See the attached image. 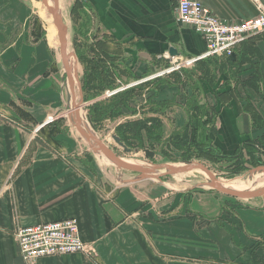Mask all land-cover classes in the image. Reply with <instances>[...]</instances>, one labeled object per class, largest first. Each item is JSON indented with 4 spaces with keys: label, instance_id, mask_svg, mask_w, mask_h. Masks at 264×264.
<instances>
[{
    "label": "crops",
    "instance_id": "1",
    "mask_svg": "<svg viewBox=\"0 0 264 264\" xmlns=\"http://www.w3.org/2000/svg\"><path fill=\"white\" fill-rule=\"evenodd\" d=\"M178 1L86 0L98 31L113 41L110 50L97 49L88 60L96 57L107 73L112 68L123 79L128 75V83L116 76L115 84L125 90L161 78L156 74L182 59L201 56L204 40L177 23ZM200 1L228 22L257 17L258 8L264 9V0ZM37 4L0 0V264H264V198L231 202L235 208L226 210L232 200L180 196L147 180L105 186L86 173L70 139V150L60 144L65 133L59 116L65 104L61 66ZM171 49L178 55L171 56ZM219 58L238 76H257L264 94V34ZM146 75L156 76L144 81ZM222 76L219 84L202 85L203 95L215 103L209 106L216 111L212 144L225 156L253 155L264 143V126L236 98H227L232 79ZM261 101L264 123V96ZM183 106L185 128L190 113ZM51 117L55 121L48 123ZM70 218L79 222L87 253L24 261L19 228Z\"/></svg>",
    "mask_w": 264,
    "mask_h": 264
},
{
    "label": "rangeland",
    "instance_id": "2",
    "mask_svg": "<svg viewBox=\"0 0 264 264\" xmlns=\"http://www.w3.org/2000/svg\"><path fill=\"white\" fill-rule=\"evenodd\" d=\"M35 1L38 3L37 6L39 5L38 7H40V10L45 14L44 17L53 20L52 15L48 12L42 0ZM61 4H63L64 8V21L68 27V50L77 57L75 61L78 65V74L81 84L83 76H87L85 81L90 83L88 84V90L84 93L85 103L81 108V116L83 117L82 122L84 121L83 124L87 125L92 133L100 138L119 157L125 161L147 167L166 164L182 166L185 164L202 163L207 166L219 180L225 181L241 179L243 182L247 183L252 176L259 174L257 172L253 173V171L260 166H264V156L259 157L244 154V159L240 160L222 158L212 149V144L204 132L203 134L201 131L199 133L192 127L184 129L185 120L182 119L187 118L185 114L182 113L185 109L183 105L186 104L189 110L188 112L191 114L190 117H192L194 122H206L208 120L209 123H213V118L215 119L216 114L214 108H209V106H214L215 103L213 100H210L211 96L207 98L203 95L202 85L214 82L219 84L220 80L223 78L222 75L225 74L229 80L232 79V83L227 79L232 88V90L227 92L229 95L227 98H236L240 107L248 108V110L256 116V123L263 127L264 123L259 120V118H262L259 109L261 108V100L264 94L259 91L257 76H238L237 73L234 74L231 70L232 67L228 69L227 64L219 60V57H215V61L211 63L201 60L191 67H185L178 71L162 74L161 76L156 74L157 77L161 78L150 83L147 82L143 85H137L136 83L134 94L130 95V99L127 98L125 100L127 103L126 106H128L127 108L126 106L117 107V110L113 114L115 117L93 119L92 110L96 102L103 101L102 105L108 106L115 102L116 99H114V95L112 97L106 96V93L108 91L115 92L125 88L124 86L114 90H107L102 92L100 97L94 100H88V98L98 93L90 92L89 90L92 81L96 86H98V81L94 77L91 78L90 74L87 75L92 67V63H90L92 61L88 60V58L97 56V49L99 51L102 49L110 50L109 43L113 41L98 31L94 23V17L87 8L88 5L86 0H61L60 5ZM57 40L56 50L61 66L59 85L63 90L65 100L63 111L59 115L61 118L60 122H62L60 125L64 127L63 131L65 129L64 136L60 137V144L64 145L67 150H70L68 149V140L70 139L71 151L75 155L80 154L76 157L83 161L86 173H91L93 176H96L97 180L102 182L105 186L112 185L121 188L137 183L136 180L139 177L137 173L120 170L101 152H94L90 144L69 120L67 113L73 111L74 107L72 102L68 99V93L65 88V81L68 78L59 53L60 43L58 35ZM97 40H101V46L99 47ZM110 63L111 66L115 64L113 60ZM109 71L111 72V76L114 77L115 81L113 80V82H116V80H118L116 76H119L122 77L125 83H128V75L123 79V75H121V71L118 69L112 70L111 68ZM166 71L167 69L164 72ZM156 75L142 76V79L146 81L154 78ZM244 81L250 82L249 88H245ZM130 86L134 85L131 83ZM77 90L80 102L79 86H77ZM105 99L108 101H104ZM119 102L120 101H117L116 104H119ZM179 105L183 106V108L179 107ZM201 106L203 109H198ZM195 107L197 109H195ZM128 122L132 123L126 124ZM141 127H147L148 129H142L140 133H136V128ZM176 127H180V129H176ZM182 128L183 131H181ZM113 135L122 138L123 143L131 149L132 152H126L122 147L116 144L112 138ZM202 135H204V137ZM260 146H262V144H260ZM145 150L154 151L157 154L156 157L154 159L147 158ZM146 182L153 184V186H160L168 193H180V196H190V194H214L221 198L232 200L226 206V210L235 208L233 205H230L232 204L231 202L235 204H248L245 200L229 197L212 189L209 186V176L200 170L164 176L161 180L150 179Z\"/></svg>",
    "mask_w": 264,
    "mask_h": 264
},
{
    "label": "built area",
    "instance_id": "3",
    "mask_svg": "<svg viewBox=\"0 0 264 264\" xmlns=\"http://www.w3.org/2000/svg\"><path fill=\"white\" fill-rule=\"evenodd\" d=\"M258 11L257 17L228 22L215 15L200 0H179L178 25L191 28L199 34L206 44V51L197 58H186L174 63L159 76L191 67L201 60L230 56L238 44L252 36L264 34V9L258 8ZM121 90L124 88L115 92L108 91L106 96L112 97ZM54 121L55 118L51 117L48 123ZM16 240L20 254L27 263L47 256L88 252L80 237L79 222L75 218L19 228L16 232Z\"/></svg>",
    "mask_w": 264,
    "mask_h": 264
},
{
    "label": "water",
    "instance_id": "4",
    "mask_svg": "<svg viewBox=\"0 0 264 264\" xmlns=\"http://www.w3.org/2000/svg\"><path fill=\"white\" fill-rule=\"evenodd\" d=\"M53 3L51 6L49 4L48 0H42V3L47 7L48 12L52 15L54 25L57 30L59 43H60V56L62 59V63L65 68V73L67 78L71 81L72 86L73 84V68L74 66L71 64L72 58H77L76 55L72 52H68V27L65 24L63 14L61 12L60 8V2L61 0H51ZM171 56H177L178 53L176 50L171 49L170 51ZM76 79L77 83L80 89V98L81 101L79 103L76 102V97L74 101V110L70 111L71 118L74 116V123L73 125L75 128L82 134V136L86 139V141L90 144V147L94 152H101L110 162H112L118 169L120 170H126L133 173H137L139 177L137 178V182L144 181V180H150V179H158L161 180L164 176H172L176 174H182V173H188L191 171H203L205 172L209 178V186L216 190L217 192L227 195L229 197H233L239 200H254L259 198H264V187L256 190V191H236L229 188L224 187L222 182L216 177V175L204 164L202 163H194V164H185L182 166H175L172 164H166V165H153L151 167L142 166L138 164H133L125 161L121 157H119L112 149H110L100 138H98L95 134H93L91 131L86 129V127L83 125L82 122V116H81V108L84 101V92L82 88V84L80 81V76L78 72V65L76 64ZM68 99L71 101V97L68 94ZM73 120V118H72ZM113 140L118 144L120 147H122L126 152H132L131 149H129L121 140L119 136L113 135ZM145 154L147 158L154 159L156 157V153L151 150H145ZM257 173L264 174V166L258 167L256 170L253 171Z\"/></svg>",
    "mask_w": 264,
    "mask_h": 264
},
{
    "label": "trees",
    "instance_id": "5",
    "mask_svg": "<svg viewBox=\"0 0 264 264\" xmlns=\"http://www.w3.org/2000/svg\"><path fill=\"white\" fill-rule=\"evenodd\" d=\"M214 59H216V58H210V59H207L206 61L208 63H211L210 61L214 60ZM86 61H88V60H86ZM91 61L92 62H90V63H92V67L88 71L87 75L90 74L91 78L92 77L96 78V80L98 81V84H97L98 86H96V84H94V82L92 81V84H91V87L89 88V90H90V92L92 91V92H98V93L96 95L91 96L90 98H88V100H94V99L100 97V95L104 91L114 90V89L119 88L118 85H116L115 82H113L114 77L111 76V72L108 71V73H107V68L106 67H103L102 64L99 61H97L95 58L91 59ZM83 62H85V61H83ZM86 79H87V76H83L82 77V86H83V89H84L83 90L84 93L88 90V84H90V83H87L85 81ZM135 88H129V89H126L124 91H120V92L116 93V95H114V99H116V101L113 102L112 104L108 105V106L102 105L103 101L96 102L95 107L92 110L93 111L92 112L93 113L92 114L93 119L106 118V117H115V115H113V114L117 110V107L120 108V107H124V106L127 105L125 100L127 98H129V99L131 98L130 95L134 94V91H135L134 89ZM104 101L107 102L108 100L105 99ZM117 101H120L119 104H116ZM127 107L128 106H126V108ZM201 108L203 109L202 106L200 108H198V109H201ZM195 109H197V108L195 107ZM215 114H216V111H215ZM92 117H91V119H92ZM255 119H257L256 116H255ZM192 120H193L192 117H190V119H189V121L186 124V127L184 129H189V128L192 127L193 129H195L199 133H200V131L202 132V134L204 132V134L207 136V138L209 139L210 143L212 144L213 143L212 137H213V135H214V133L216 131V128H215V126H216V117H215V119L213 118V123L212 124L209 123L208 120L206 122H203V121L194 122V120H193V123H192ZM259 120H260V122H263V121H261V118H259ZM131 123L128 122L126 124H131ZM255 123H256V121H255ZM142 129H146L147 130L148 128L147 127L136 128V133H140V131ZM202 136L204 137V135H202ZM121 140H122V138H121ZM260 144H262L264 146L263 142L260 143ZM212 149L214 151H216L220 155V157H222V158H226V159L230 158V159H235V160L244 159L243 158L244 154H242V153H237L234 156H225L213 144H212ZM254 153L255 154H253V155L250 154V155L251 156H259V157L264 156V147H260L259 145L255 146Z\"/></svg>",
    "mask_w": 264,
    "mask_h": 264
},
{
    "label": "bare ground",
    "instance_id": "6",
    "mask_svg": "<svg viewBox=\"0 0 264 264\" xmlns=\"http://www.w3.org/2000/svg\"><path fill=\"white\" fill-rule=\"evenodd\" d=\"M48 1H49L50 6H51L52 5L51 0H48ZM60 8H61V12L63 14V11H64L63 4L60 5ZM42 15L43 16L45 15L43 13V11H42ZM45 22H46V28H47V32H48V39L52 45L56 46L58 43V40H57V30H56V27L54 25V21L52 19H48L45 17ZM68 52H70V51L68 50ZM71 64L74 66V68L72 70L74 87L72 86L71 81L69 79H67L65 81V88H66L67 93L71 97L72 104L74 105L75 97H76V102L79 103L78 90H77L78 85H77L76 68H75V66H76L75 58L71 59ZM67 114H68L69 120L72 123H74V116L72 117L73 118V120H72L70 113H67ZM84 126L86 127V129L91 131L87 125H84ZM127 162H129V161H127ZM129 163H132V162H129ZM133 164H135V163H133ZM220 181L222 182L224 187L232 189V190H236L238 192L244 191V190H257V189H261L264 187V174L260 173V174L252 176L251 179H249V181L247 183L243 182L241 179H236L235 181H225V180H220Z\"/></svg>",
    "mask_w": 264,
    "mask_h": 264
},
{
    "label": "flooded vegetation",
    "instance_id": "7",
    "mask_svg": "<svg viewBox=\"0 0 264 264\" xmlns=\"http://www.w3.org/2000/svg\"><path fill=\"white\" fill-rule=\"evenodd\" d=\"M134 87H135V86H128L126 89L134 88ZM126 89H125V90H126ZM123 91H124V90H123Z\"/></svg>",
    "mask_w": 264,
    "mask_h": 264
}]
</instances>
